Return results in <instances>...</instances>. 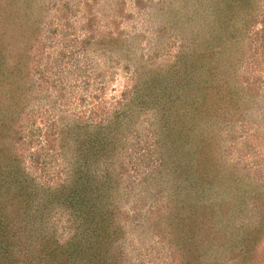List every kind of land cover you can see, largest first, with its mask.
Masks as SVG:
<instances>
[{
	"label": "rangeland",
	"instance_id": "374dc122",
	"mask_svg": "<svg viewBox=\"0 0 264 264\" xmlns=\"http://www.w3.org/2000/svg\"><path fill=\"white\" fill-rule=\"evenodd\" d=\"M17 1L24 23L11 46L24 59L31 45L38 55L21 144L35 183L61 174L69 184L65 167L100 155L86 141L78 161L72 147L58 148L65 138L56 128L77 126L82 139L98 140L113 117L122 181L111 196L118 232L104 239L108 259L264 264V0H243V10L235 0ZM188 170L206 171L189 192ZM52 200L40 230L65 242L71 217Z\"/></svg>",
	"mask_w": 264,
	"mask_h": 264
},
{
	"label": "trees",
	"instance_id": "16d2710c",
	"mask_svg": "<svg viewBox=\"0 0 264 264\" xmlns=\"http://www.w3.org/2000/svg\"><path fill=\"white\" fill-rule=\"evenodd\" d=\"M235 1L236 4L233 5L238 10L248 8L242 4L243 0ZM28 2L33 4L34 0ZM22 5L17 0H0V264H116V261L108 259L109 249L104 239L118 232V226H115L118 207L111 198L118 192L122 181L121 173L116 170L118 161L113 158L120 146L116 140V130L119 127L117 119L108 118V124L103 120L98 125L100 127L97 129L105 123V132L98 129V140L82 139L77 126H63L54 130L53 134L57 137L65 138L57 144L58 148L66 144L68 148L72 147L78 161L82 158L80 155L86 141L92 143L96 153H100L93 161L88 162L86 159L85 165L79 164L80 167L74 171L63 166L66 177L69 172L74 173V176L71 174L73 179L69 184L66 182L69 180H64L65 177L62 179L60 174L59 182L44 184L42 187L25 171L24 154L21 151L22 127L31 120V109L27 108L33 99L32 57L35 58L37 50L32 45L29 46L24 59V54L16 45L11 46L17 39L14 29L18 23L20 26L24 23L23 17L19 16ZM31 6L28 5L23 10ZM230 7L231 3L228 5ZM25 23H29L28 18ZM32 29L36 30L38 27ZM28 31L31 32V29ZM26 40L28 42L30 38ZM28 59H32L31 63ZM165 125L169 126L167 122ZM161 130L170 131L166 128ZM195 150L198 154L197 148ZM172 154H175L174 151H171ZM101 155H105V158L99 161ZM200 160L201 164H205L204 156L199 155L198 163ZM104 161L100 166L101 172L95 173L96 165ZM183 172L184 186L188 192L198 188L201 185L199 179L206 175L205 170L195 175L190 174L189 170ZM96 175H99V179ZM177 176L179 174L170 176L173 183L177 181ZM193 178L196 180H192ZM179 183L177 182L178 185ZM195 195L197 197V192ZM51 199L64 204L67 215L71 217V234L65 242L55 240L53 233L45 235L40 230L44 222L40 212L45 210ZM182 201L181 204L184 205L187 199L182 197ZM106 251L108 253L102 259L101 252ZM243 255L249 257V252Z\"/></svg>",
	"mask_w": 264,
	"mask_h": 264
}]
</instances>
